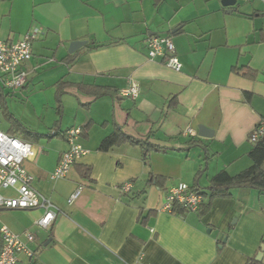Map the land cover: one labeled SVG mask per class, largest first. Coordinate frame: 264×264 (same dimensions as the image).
Listing matches in <instances>:
<instances>
[{
	"label": "crops",
	"instance_id": "obj_1",
	"mask_svg": "<svg viewBox=\"0 0 264 264\" xmlns=\"http://www.w3.org/2000/svg\"><path fill=\"white\" fill-rule=\"evenodd\" d=\"M223 1L0 0V41L41 31L22 90L60 115L63 104L71 118L44 131L21 122L42 135L35 141L14 134L35 149L23 163L32 188L59 209L49 229L35 225L41 210H0V228L34 236L33 256L20 254V264H264V249L255 260L264 248V193L232 188L211 197L208 190L220 171L235 176L251 166L250 135L264 125V0ZM150 36L171 38L180 71L148 58ZM76 41L83 44L69 53ZM240 67L256 77L233 71ZM130 80L139 85L135 100L118 93ZM77 85L114 95L93 98ZM199 126L210 134L199 136ZM73 128L83 130L78 144L87 154L54 180L68 148L63 135ZM116 129L162 149L146 153V145L124 141L99 151ZM153 177L165 179L163 189ZM179 183L205 192L199 213L162 210Z\"/></svg>",
	"mask_w": 264,
	"mask_h": 264
},
{
	"label": "built area",
	"instance_id": "obj_2",
	"mask_svg": "<svg viewBox=\"0 0 264 264\" xmlns=\"http://www.w3.org/2000/svg\"><path fill=\"white\" fill-rule=\"evenodd\" d=\"M41 34L37 27L30 28L20 40L16 42L0 41V79L6 89L16 91L22 89L27 82V72L23 66L32 56L31 44ZM147 56L150 60L160 58L165 66L180 71L181 64L175 55V48L169 36H150L146 40ZM119 95L135 100L140 93L139 85L130 80L125 88L119 90ZM186 133L193 135L191 129ZM80 128L69 129L64 133L67 150L63 152L51 174L54 180L66 177L74 163L87 154L78 144ZM264 134V125L260 123L250 135V141L256 143ZM35 156L32 144L0 130V210H41L42 216L35 222L41 229L53 226L59 209L32 186V176L25 170L23 163ZM131 188L130 182L120 187L121 192L127 193ZM3 190L14 191V196L1 194ZM80 188L68 199L71 204ZM202 195L185 183H179L170 188L165 194L162 210L171 212L174 204L184 208L187 212H197L202 203ZM0 264H20L19 255L32 257L34 252L29 244L34 242V236L26 231L22 236L11 232L6 227L0 228Z\"/></svg>",
	"mask_w": 264,
	"mask_h": 264
},
{
	"label": "trees",
	"instance_id": "obj_3",
	"mask_svg": "<svg viewBox=\"0 0 264 264\" xmlns=\"http://www.w3.org/2000/svg\"><path fill=\"white\" fill-rule=\"evenodd\" d=\"M233 71H235L236 73H240L243 77H246L248 79H254L256 77V72L247 67L233 68ZM77 88L82 93L91 95L93 98L114 95L113 90L109 88H105V87L77 85ZM58 91H59L58 94H60L59 89ZM59 111H61V106H59ZM8 117L12 118L11 115H9ZM13 126L16 127V129L13 132L11 131L9 135L14 136V134L19 132L20 134H22V137L24 139L31 140V141H35L39 137H42V135L38 134L37 132L25 127L17 119H14ZM80 130H81L80 135H82L83 130L81 128ZM58 134H59L58 132L55 133V135H58ZM124 141H129L134 145H141V146L146 145V147L148 148L146 153L150 150H161L162 149L161 147L150 144L147 141L135 140L127 136L121 130H118V129H116L109 136L104 138L102 142L100 143L98 149L99 151L107 152L112 147L118 146ZM249 158L252 161L251 166L241 171L237 175L230 176L225 171H220L212 178L211 184L208 188V190L211 192V197L224 196L228 194V191L232 188H250V189H254L258 191L259 193H264V171H262L261 169L264 163V134L262 137H260L257 140L256 143H254L252 150L249 152ZM153 181L155 182V185L159 189L164 188V181H165L164 178L153 177ZM191 188L199 192L202 195V197H204L205 192H201L197 188L196 185L192 186ZM200 207L197 213L200 212ZM185 212L187 211L184 208L176 204L172 206L171 213L182 215Z\"/></svg>",
	"mask_w": 264,
	"mask_h": 264
},
{
	"label": "rangeland",
	"instance_id": "obj_4",
	"mask_svg": "<svg viewBox=\"0 0 264 264\" xmlns=\"http://www.w3.org/2000/svg\"><path fill=\"white\" fill-rule=\"evenodd\" d=\"M1 91L3 94L0 96L1 131H7L13 126L14 119L20 120V122L36 131H44L47 128L57 129L61 123L64 128L66 123L71 120L67 107L63 111V104L60 115L52 108L51 104L46 105L39 102L37 96L30 95L27 97L22 89L16 91L6 89L0 79ZM65 98L67 100L68 97ZM9 115L12 118L8 117ZM13 128L16 129L14 126Z\"/></svg>",
	"mask_w": 264,
	"mask_h": 264
},
{
	"label": "water",
	"instance_id": "obj_5",
	"mask_svg": "<svg viewBox=\"0 0 264 264\" xmlns=\"http://www.w3.org/2000/svg\"><path fill=\"white\" fill-rule=\"evenodd\" d=\"M233 0H224L222 2L223 6L225 7H228V6H231L233 5ZM83 42H72L69 46V53H73V51H75V49H77L80 45H82ZM210 134V131L208 129H206L205 127L203 126H199L198 127V135L201 136V137H207L208 135ZM262 171H264V163L262 165ZM220 241L222 243H225V238H223V236H220ZM263 246H261V251L260 253H258V255L256 256L255 260L256 261H260V258L262 256V252H263Z\"/></svg>",
	"mask_w": 264,
	"mask_h": 264
}]
</instances>
